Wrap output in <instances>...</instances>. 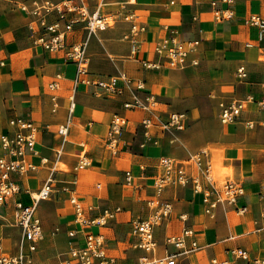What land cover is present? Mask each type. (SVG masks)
Returning <instances> with one entry per match:
<instances>
[{
    "label": "crops",
    "instance_id": "0c3cea01",
    "mask_svg": "<svg viewBox=\"0 0 264 264\" xmlns=\"http://www.w3.org/2000/svg\"><path fill=\"white\" fill-rule=\"evenodd\" d=\"M21 1L0 0V62H4L0 63V154L1 135L13 115L31 118L40 126V154L32 158L38 164L35 170L13 175L22 190L9 199L5 216H0L6 250L20 251L21 229L8 222L13 218L15 199L31 202L30 192L39 190L56 167L60 169L56 189L49 199L39 203L47 237L35 253L36 261L66 264L70 241L82 243L85 234L94 230L106 233L107 252L116 257L111 264L135 263L144 251L136 247L133 221L146 218L152 210L148 200L156 191L154 181L160 173L161 158L169 155L188 160L207 149L213 164L214 151L220 149L224 163L235 171V180L244 186V195L237 203L221 201L207 212L204 193L196 192L191 182L167 186L162 197L173 203V211L157 228V253L175 252L176 246L167 243L168 236L189 226L195 235L188 238V244L196 239L200 248L181 255L178 264H212L213 258L230 264H264L254 261L264 260V108L258 103L264 98V39H258L257 27L245 22L253 13L264 17V0H234L232 5L223 0H106L105 12H122V3L128 1L127 9L135 12L145 27L136 34L137 50L133 51L132 40L125 37L131 23L123 19L97 33L77 24L69 42L87 40L92 76L118 77L119 84L126 87L124 94L110 95H96L87 85L74 92L76 63L66 57L64 50L47 51L34 45L30 28L34 17L21 10ZM89 5L91 10L96 8L94 2L89 1ZM228 8L234 11L232 17H217L218 9ZM175 34L179 39L201 40L199 64L169 67L155 52L156 42ZM147 59H161L164 65L148 68L144 65ZM242 65L248 73L245 78L238 74ZM125 77L143 81L145 89L136 88L134 83L128 85ZM56 79L59 88L52 89L50 83ZM73 93L76 107L72 113L69 97ZM147 94H153L158 105L148 109L125 106L136 95L145 99ZM235 99L246 100V108L237 121L224 123L220 103ZM172 111L188 114L186 128L164 131L154 125L152 138L147 139L142 120H157L159 115L166 117ZM116 115L128 121L119 137L118 151L113 153L107 141ZM69 119L65 140L58 130ZM248 121H253L254 127ZM83 155L92 164L76 171ZM128 170L134 173L131 185L127 183ZM204 182L210 183L207 178ZM67 183L87 206H95L87 210L88 216L101 215L106 209L115 211V216L107 225L96 228L76 223L69 193L62 189ZM242 205L247 206L246 212L239 211ZM182 214H187V219H182ZM57 226L60 231L54 233ZM71 230L78 231L76 237L69 235ZM237 246L250 250L251 262L232 253Z\"/></svg>",
    "mask_w": 264,
    "mask_h": 264
},
{
    "label": "built area",
    "instance_id": "2783aa9c",
    "mask_svg": "<svg viewBox=\"0 0 264 264\" xmlns=\"http://www.w3.org/2000/svg\"><path fill=\"white\" fill-rule=\"evenodd\" d=\"M89 1L96 4V8L91 10ZM131 1V0H130ZM232 5L234 0H223ZM106 0H22L19 4L21 10L31 15L33 20L30 22L32 30L31 36L33 43L47 51H65L66 57L75 62L77 73L73 78L74 92L82 85L92 86L96 95L124 94L126 87L119 84L118 77L110 79L95 78L91 72V58L87 54L88 41L70 43L69 36L74 31L77 24L90 33L108 29L115 26L119 19L131 23L130 32L125 35L133 42V51L138 48L136 34L145 27L139 22L135 12L128 10V1L122 3L124 11L105 12L103 10ZM218 18H229L234 15L231 8L218 9ZM53 16V19L50 17ZM248 25L258 28V39H264V17L253 13L245 18ZM200 39H179L177 34L170 38L158 41L155 44V52L165 59L169 67H185L186 65L199 64L200 58ZM1 64L4 62L1 61ZM144 65L148 68H160L164 62L159 60L147 59ZM240 77L247 76L246 66L242 65L238 69ZM127 80L128 85L135 84L138 89H145L143 81ZM59 80L50 83L52 89L59 88ZM253 99V96H249ZM57 96L54 97L56 100ZM70 109L73 113L76 107L75 93L70 95ZM264 108V98L258 101ZM158 105V101L153 94H147L145 99H140L137 95L132 101H127V108L148 109ZM221 118L224 123L235 122L246 108V100L235 99L230 102L221 101ZM128 119L121 115H116L111 123L108 144L113 153L118 151L119 137L122 134ZM71 119L59 126L58 133L68 139ZM188 123L186 112L172 111L166 117L158 116L157 120L153 117H145L142 125L145 127V136L152 138L151 128L158 125L162 130H183ZM250 127H254L253 121H248ZM40 126L31 118L13 115L8 120V127L1 135L0 154V216L4 214V207L8 204L11 197L19 194L22 190L20 183L13 178L14 174H28L38 166L33 161V156L40 154L38 150ZM58 155L62 150H57ZM47 162V158H42ZM92 164L87 155L81 156L75 166V170H82ZM161 172L154 181L155 194L148 200L152 208L146 218L139 217L133 221V231L138 237L136 247L144 251L135 263L129 264H178L181 255L189 254L200 248L198 240L193 239L188 244V238L195 235L192 227L186 226L179 234L170 235L167 238L169 245H175L176 251L160 255L157 253L159 242L156 237L157 228L160 227L173 211V203L162 197L164 189L171 184L187 185L192 183L196 192L204 193V201L207 203V212L217 206L221 201L237 203L239 198L244 195V186L236 180H227L221 186L212 174V159L209 157L207 149L195 153L188 160H180L173 156H163L160 161ZM51 174L43 186L34 192H30L31 202L25 203L15 199L13 218L8 222L21 229L22 239L20 251L11 253L6 250L4 237L0 234V264H40L36 261L35 253L39 250L40 244L46 239L47 233L42 217L39 214V203L49 199L56 189V179L59 168L53 167ZM194 170H196L194 172ZM127 183L132 184L134 173L132 170L126 172ZM204 178L210 182L206 185ZM64 192L69 193V200L75 210L74 221L82 226L100 227L108 224V220L115 216V211L106 209L101 215L88 216L87 210L95 209L94 205H86L78 196L75 188L67 183L62 187ZM264 195V183L263 192ZM120 208H117L119 211ZM247 206L239 207L240 212H246ZM187 214H182V219H187ZM6 218V217H5ZM60 231V226L54 229V233ZM78 234L77 230L69 231V235L74 238ZM106 233L103 231H88L81 241H70V248L67 252L66 264H111L116 257L108 254L106 249ZM28 246L25 249V246ZM232 253L241 259L252 261L251 252L243 246L232 248ZM255 262L264 260L254 259ZM212 264H230L228 261L213 258Z\"/></svg>",
    "mask_w": 264,
    "mask_h": 264
},
{
    "label": "rangeland",
    "instance_id": "374dc122",
    "mask_svg": "<svg viewBox=\"0 0 264 264\" xmlns=\"http://www.w3.org/2000/svg\"><path fill=\"white\" fill-rule=\"evenodd\" d=\"M215 156H214V159H213V166H212V174L214 175V179L221 185L223 186L227 180H235V171L234 169L232 168V174L230 173H225L224 172V175H220V176H217L216 174V168L218 167V165L220 166V164L222 166H228L224 163L225 161V158L223 156V153L220 149H216L215 151ZM223 163V164H222ZM61 167H66L64 164H60ZM160 172H161V168H160Z\"/></svg>",
    "mask_w": 264,
    "mask_h": 264
},
{
    "label": "bare ground",
    "instance_id": "6f19581e",
    "mask_svg": "<svg viewBox=\"0 0 264 264\" xmlns=\"http://www.w3.org/2000/svg\"><path fill=\"white\" fill-rule=\"evenodd\" d=\"M223 164V163H222ZM224 172L227 174V173H230L232 174V166H222L220 164V166L218 165V167L216 168V175L217 176H220V175H224Z\"/></svg>",
    "mask_w": 264,
    "mask_h": 264
}]
</instances>
